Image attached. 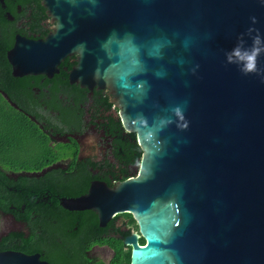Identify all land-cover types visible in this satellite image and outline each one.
<instances>
[{
    "label": "water",
    "instance_id": "1",
    "mask_svg": "<svg viewBox=\"0 0 264 264\" xmlns=\"http://www.w3.org/2000/svg\"><path fill=\"white\" fill-rule=\"evenodd\" d=\"M43 6L55 32L17 39L13 75L51 77L76 54L71 83L108 88L143 150L136 176L97 181L66 209L92 210L102 225L130 212L146 242L131 239V264H264V0ZM236 50L256 53L254 71ZM0 264L45 263L7 249Z\"/></svg>",
    "mask_w": 264,
    "mask_h": 264
},
{
    "label": "flooded vegetation",
    "instance_id": "2",
    "mask_svg": "<svg viewBox=\"0 0 264 264\" xmlns=\"http://www.w3.org/2000/svg\"><path fill=\"white\" fill-rule=\"evenodd\" d=\"M55 26L43 0L0 2V101L33 122L25 160L35 163L4 172L15 182L29 177L31 186L19 187L20 181L6 192L10 212L0 210L1 229L7 228L0 240L11 234V247L20 248L8 249L38 254L45 264H131V239L137 236L140 246L146 242L130 212L117 213L102 225L94 211L69 210L61 203L87 195L97 181L114 187L127 180L122 173L126 163L137 171L139 163L127 161L130 136L116 96L108 88L89 90L71 83L76 54L66 56L51 77L13 75L8 53L17 39H47ZM38 103L44 108L35 110ZM52 105L60 110L49 111ZM70 111L77 121L65 128L57 121Z\"/></svg>",
    "mask_w": 264,
    "mask_h": 264
},
{
    "label": "trees",
    "instance_id": "3",
    "mask_svg": "<svg viewBox=\"0 0 264 264\" xmlns=\"http://www.w3.org/2000/svg\"><path fill=\"white\" fill-rule=\"evenodd\" d=\"M38 104V106L34 107L35 110L44 108L40 103ZM52 107L49 106L47 109L49 111H51V109L60 110L58 105H52ZM74 114L75 113L73 111L66 112L61 118H58L57 122L63 124L66 128L68 124L77 121ZM80 115H82V112ZM28 124L33 126V122L26 115L10 108L9 110H6V108L3 107L2 101H0V198H2V200H0V210L5 213L10 212V210L8 211L9 199L6 193L8 189L20 181L22 184L19 185V187L26 188L31 186L29 177L21 176L19 180L15 182L9 179V177H7L4 173L6 170H25L28 169L29 166L35 164L25 160L27 159L26 155L30 153L28 148L29 141L31 140L30 133L32 130L31 126L28 127ZM129 136V152L127 161L131 164L139 163L142 158L143 150L138 143L136 133L129 132ZM33 153L37 154V156L41 155L38 151H34ZM122 173L125 175V179L136 176L135 170L132 166L128 165V163H126L125 169H123ZM17 203L22 204L23 200H17ZM10 236L11 234H8L1 238L0 251L8 248H20L17 246L11 247L9 243Z\"/></svg>",
    "mask_w": 264,
    "mask_h": 264
},
{
    "label": "clouds",
    "instance_id": "4",
    "mask_svg": "<svg viewBox=\"0 0 264 264\" xmlns=\"http://www.w3.org/2000/svg\"><path fill=\"white\" fill-rule=\"evenodd\" d=\"M232 55H234L239 60L245 61V70L246 71H254L255 70V56L256 53L253 52L252 55L241 54L239 50H236ZM232 55L229 56V60H232Z\"/></svg>",
    "mask_w": 264,
    "mask_h": 264
},
{
    "label": "rangeland",
    "instance_id": "5",
    "mask_svg": "<svg viewBox=\"0 0 264 264\" xmlns=\"http://www.w3.org/2000/svg\"><path fill=\"white\" fill-rule=\"evenodd\" d=\"M89 138H92V136H90ZM3 223H5V222L0 220V233H4L7 231V228L1 229L4 226Z\"/></svg>",
    "mask_w": 264,
    "mask_h": 264
}]
</instances>
